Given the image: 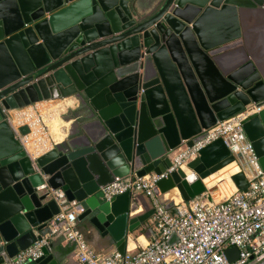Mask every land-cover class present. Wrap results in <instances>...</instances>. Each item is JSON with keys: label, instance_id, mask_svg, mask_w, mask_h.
<instances>
[{"label": "water", "instance_id": "water-1", "mask_svg": "<svg viewBox=\"0 0 264 264\" xmlns=\"http://www.w3.org/2000/svg\"><path fill=\"white\" fill-rule=\"evenodd\" d=\"M256 15L264 16V0H0V264L51 235L60 208L43 185L78 207V231L104 251L90 246L96 255L125 254L155 211L138 214L130 192L106 201L103 188L168 173L155 193L175 215L235 157L219 139L170 172L172 154L252 109L260 110L242 124L264 170ZM71 97L78 106L63 118L66 139L33 161L9 113ZM231 180L247 191L243 173ZM54 237L25 264H81L76 246ZM226 254L230 262L240 255L236 247Z\"/></svg>", "mask_w": 264, "mask_h": 264}, {"label": "built area", "instance_id": "built-area-1", "mask_svg": "<svg viewBox=\"0 0 264 264\" xmlns=\"http://www.w3.org/2000/svg\"><path fill=\"white\" fill-rule=\"evenodd\" d=\"M259 110L252 109L219 122L193 147L184 145L172 155L170 172L197 159L205 147L222 139L235 157L237 173H243L246 177L247 191L237 190L221 202L201 195L177 207L174 215L161 204L155 193L158 181L168 173L142 178H116L113 183L103 188L104 199L111 201L127 192L143 193L150 199L155 211L157 236L136 254L113 252L102 256L94 253L77 229L78 207L68 202L63 191L47 190V186L43 185L40 189L49 192L60 208L59 214L51 223L52 233L20 253L15 261L4 264H25L39 259L42 246L56 235H63L68 243L76 246V257L81 264H253L263 261L264 170L242 124L247 117ZM43 116L36 109H30L29 112L15 117H11L9 113L13 130L33 161L42 156L40 152H34L33 147L40 148L47 143L50 127L45 124ZM24 126H28L31 133L22 137L19 130ZM34 130L39 133V139L33 146L30 136ZM173 234H176L177 242L171 245L169 241ZM232 247H236L240 253L235 262H230L226 254Z\"/></svg>", "mask_w": 264, "mask_h": 264}, {"label": "crops", "instance_id": "crops-1", "mask_svg": "<svg viewBox=\"0 0 264 264\" xmlns=\"http://www.w3.org/2000/svg\"><path fill=\"white\" fill-rule=\"evenodd\" d=\"M250 28L252 30V35L254 38L255 43L260 48L261 53V60L264 63V16L262 15H256L254 17V20L250 22ZM53 106V107H52ZM78 106V102L75 98H67L62 100H50V101H43L40 103L33 104L30 107H26L23 109H19L16 111H11L10 116L15 117L18 114L29 112L30 109H36L37 111L43 113H50L55 115V111H58L61 113L59 116V113L57 112L56 115L60 118V123L58 127L53 129H48L47 134V143L43 146L39 147H33L34 152H40V154H45L51 149H53L57 144L61 143L63 140L66 139V135L61 133V130L65 127H69L70 124L64 123L63 118H65L66 114L70 112L71 110L76 109ZM52 107V108H51ZM48 108V109H46ZM58 109V110H57ZM45 111V112H44ZM39 133L34 130V133L30 136L31 142L37 143L36 140L39 139ZM173 155V154H172ZM237 174V171L235 172ZM235 174L229 175L228 177L225 176V174L216 173L209 177L208 179L204 180V185L207 189L206 193L203 195L206 196L210 200H214L216 202L224 201L225 199L231 197L238 189L234 182L231 180V177ZM134 201L139 205L138 214H144L146 212H150L153 205L148 197H146L143 193H136L134 197ZM77 216L78 212L76 211ZM79 223L77 222V226ZM146 228H140L137 231L136 238L129 239L126 253L129 254H136L142 249H144L150 242L155 240L157 236V230H156V224L154 221V214L150 216L146 222ZM57 237H52L51 240ZM50 241V238H49ZM69 244L67 241L64 242L63 246H66ZM96 252L103 254V249L96 245L97 247H93L90 245ZM117 252L116 250L112 251ZM76 254V251H75ZM75 260L78 261L77 257L75 256Z\"/></svg>", "mask_w": 264, "mask_h": 264}, {"label": "rangeland", "instance_id": "rangeland-1", "mask_svg": "<svg viewBox=\"0 0 264 264\" xmlns=\"http://www.w3.org/2000/svg\"><path fill=\"white\" fill-rule=\"evenodd\" d=\"M58 111H55V115L53 114H50V113H47V114H44L43 118H44V122L45 124L50 127V129H53L55 130L54 128L58 127L59 123H60V118L59 116L61 115V113H59V116L56 115ZM53 115V116H52ZM50 116V117H49ZM50 122V123H49ZM60 126V125H59ZM56 131V130H55ZM237 171V168H236V165L234 166H231L229 168H225L223 169L221 172H219L220 174H225V176H229V175H232V174H235V172Z\"/></svg>", "mask_w": 264, "mask_h": 264}, {"label": "bare ground", "instance_id": "bare-ground-1", "mask_svg": "<svg viewBox=\"0 0 264 264\" xmlns=\"http://www.w3.org/2000/svg\"><path fill=\"white\" fill-rule=\"evenodd\" d=\"M53 107V106H52ZM51 107V108H52ZM46 109H48V108H46ZM58 110V109H57ZM45 112V111H44ZM57 113V112H56ZM43 115H44V113H43ZM53 116V115H52ZM50 117V116H49ZM50 123V122H49ZM235 166V164L233 163L232 165H230V166H228L227 168H229V167H231V166ZM221 172V171H220ZM219 173V172H218ZM176 193L175 192H172V193H170V197H173L174 195H175Z\"/></svg>", "mask_w": 264, "mask_h": 264}]
</instances>
